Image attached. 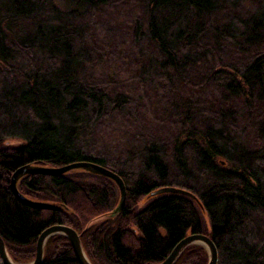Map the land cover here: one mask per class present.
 <instances>
[{
	"label": "trees",
	"instance_id": "obj_1",
	"mask_svg": "<svg viewBox=\"0 0 264 264\" xmlns=\"http://www.w3.org/2000/svg\"><path fill=\"white\" fill-rule=\"evenodd\" d=\"M109 17L128 43L109 33ZM76 162L122 179L120 211L113 182L82 171L18 182L56 211L10 190L21 167ZM164 187L199 204L151 197ZM54 225L78 234L91 264H159L190 234L213 241L217 264H264V0H0V238L10 259L32 262ZM207 261L189 246L174 264ZM42 264L78 263L53 236Z\"/></svg>",
	"mask_w": 264,
	"mask_h": 264
},
{
	"label": "water",
	"instance_id": "obj_2",
	"mask_svg": "<svg viewBox=\"0 0 264 264\" xmlns=\"http://www.w3.org/2000/svg\"><path fill=\"white\" fill-rule=\"evenodd\" d=\"M77 171H82L85 173H89L91 175L104 177L106 179H109L111 182H113L119 193V204L114 212L117 213L123 208L125 202L126 189L122 179L114 172L89 162H76L59 168L43 167V166L21 167L20 169L15 171L10 177V181H9L10 190L20 203L28 207L38 210L56 211L59 210V208L55 205H51L49 203L31 201L25 198L23 195H21L17 189L18 182L21 179L31 175H45V176L57 177V176L66 175L70 172H77ZM165 194L184 196L198 203L197 198L192 194H190L189 192L177 188H170V187H164L155 190L154 192L151 193V197L165 195ZM53 236H63L67 239L78 264H91L83 251L78 234L73 229L63 225L50 226L40 234L36 243L35 258L29 264H42L44 247L46 245V242L49 240V238ZM189 246L202 247L207 253V258H208L207 264L218 263V252L213 241L208 236L202 234H190L186 236L184 239H182L178 244H176V246L172 249V251L167 256V258L159 264H174L178 259V257L180 256V254ZM0 264H15L10 259L1 238H0Z\"/></svg>",
	"mask_w": 264,
	"mask_h": 264
},
{
	"label": "rangeland",
	"instance_id": "obj_3",
	"mask_svg": "<svg viewBox=\"0 0 264 264\" xmlns=\"http://www.w3.org/2000/svg\"><path fill=\"white\" fill-rule=\"evenodd\" d=\"M111 20H112V22H111ZM116 20H117V22H120V18L119 19H114L112 17L107 18L106 21H108L110 26H111L110 27V26L107 25V27H108L107 29L109 30V33H113V36H114L115 40H117V41H126L127 39L125 38V34L122 32L123 30L126 29V27H124L123 24H121V23H116ZM127 43H128V40H127ZM127 49H128V46H127ZM93 76L95 78H97V79L101 78V70L98 69V70L94 71ZM7 143H10V144L14 145L16 142L15 141L14 142L7 141ZM143 206L144 205L139 206L138 209L143 208Z\"/></svg>",
	"mask_w": 264,
	"mask_h": 264
},
{
	"label": "bare ground",
	"instance_id": "obj_4",
	"mask_svg": "<svg viewBox=\"0 0 264 264\" xmlns=\"http://www.w3.org/2000/svg\"><path fill=\"white\" fill-rule=\"evenodd\" d=\"M27 166H30V165H27ZM32 166H35V165H32ZM215 245V244H214ZM217 249V248H216Z\"/></svg>",
	"mask_w": 264,
	"mask_h": 264
}]
</instances>
